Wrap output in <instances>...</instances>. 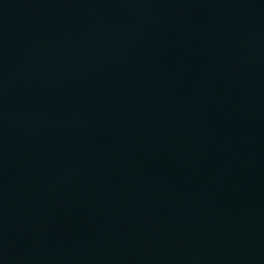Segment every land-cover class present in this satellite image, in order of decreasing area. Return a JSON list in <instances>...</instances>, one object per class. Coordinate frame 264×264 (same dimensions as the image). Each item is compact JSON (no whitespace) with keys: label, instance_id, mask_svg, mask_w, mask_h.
<instances>
[{"label":"water","instance_id":"obj_1","mask_svg":"<svg viewBox=\"0 0 264 264\" xmlns=\"http://www.w3.org/2000/svg\"><path fill=\"white\" fill-rule=\"evenodd\" d=\"M0 264H264V0H0Z\"/></svg>","mask_w":264,"mask_h":264}]
</instances>
